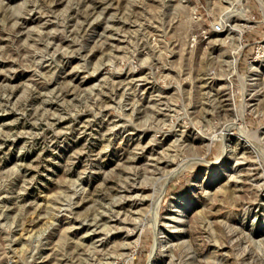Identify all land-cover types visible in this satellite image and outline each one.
Instances as JSON below:
<instances>
[{"label":"rangeland","instance_id":"rangeland-1","mask_svg":"<svg viewBox=\"0 0 264 264\" xmlns=\"http://www.w3.org/2000/svg\"><path fill=\"white\" fill-rule=\"evenodd\" d=\"M148 263L264 264V0H0V264Z\"/></svg>","mask_w":264,"mask_h":264},{"label":"bare ground","instance_id":"bare-ground-1","mask_svg":"<svg viewBox=\"0 0 264 264\" xmlns=\"http://www.w3.org/2000/svg\"><path fill=\"white\" fill-rule=\"evenodd\" d=\"M227 30H230V32L229 33H233L235 36H237L238 38H239V36H240V34H241V32H242V30H235V29H233V28H226V29H224V31L223 32H226ZM238 38H235L234 40H236V42L238 41ZM232 39V38H231ZM236 65H237V59L235 58L234 60H232L231 62H230V66H231V72H233V71H235L236 70ZM236 72V71H235ZM221 96V95H220ZM221 107V106H220ZM239 116V115H238ZM241 116V115H240ZM156 242V241H155ZM158 242V241H157ZM154 250V247L152 248V251ZM152 255V254H151ZM150 263H151V259H150ZM149 264V263H148Z\"/></svg>","mask_w":264,"mask_h":264},{"label":"built area","instance_id":"built-area-1","mask_svg":"<svg viewBox=\"0 0 264 264\" xmlns=\"http://www.w3.org/2000/svg\"><path fill=\"white\" fill-rule=\"evenodd\" d=\"M216 29L219 30L220 29L219 26H216Z\"/></svg>","mask_w":264,"mask_h":264}]
</instances>
